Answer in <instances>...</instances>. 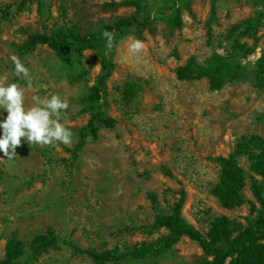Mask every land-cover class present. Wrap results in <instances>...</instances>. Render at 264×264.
<instances>
[{
    "label": "rangeland",
    "instance_id": "obj_1",
    "mask_svg": "<svg viewBox=\"0 0 264 264\" xmlns=\"http://www.w3.org/2000/svg\"><path fill=\"white\" fill-rule=\"evenodd\" d=\"M22 1L0 0V76L25 88L26 108L33 95L67 100L73 143L40 146L21 138L11 161L0 151V259L13 232L29 244L38 235L54 238L28 264H94L72 246L131 250L153 242L167 231L151 223L170 212L182 191V217L202 233L218 216L243 226L257 217L260 205L249 181L234 209L223 208L210 190L219 176L213 157L229 155L245 135L264 141V86L255 82V62L264 54V0H188L180 22L156 7L147 25L126 29L107 81L106 111L115 125L101 127L79 151V132L90 117L81 98L100 70L95 51L70 64L46 45L24 55L17 49L30 34L50 35L63 26L97 31L135 15L131 1L144 6L150 0H32L19 7ZM247 21L249 33L242 25ZM132 38L144 42L141 53L129 51ZM13 55L29 68L31 86L15 74ZM192 61L216 63V90L204 74L178 78L177 69ZM6 116L0 108V120ZM238 162L248 171L245 158ZM206 258L184 236L161 255L107 264H196Z\"/></svg>",
    "mask_w": 264,
    "mask_h": 264
},
{
    "label": "trees",
    "instance_id": "obj_2",
    "mask_svg": "<svg viewBox=\"0 0 264 264\" xmlns=\"http://www.w3.org/2000/svg\"><path fill=\"white\" fill-rule=\"evenodd\" d=\"M23 0L19 7L25 5ZM38 2L40 0H37ZM188 0H150L147 5L141 6L137 1H131L136 8V14L129 18H121L112 24H104L97 31L82 34L76 27H59L50 35L44 33L30 34L18 47L20 55L31 52L38 45H46L59 58L67 60L70 64L80 63L83 52L94 50L99 58L100 70L95 76L94 83L89 92L81 98L90 113L85 127L79 132V139L75 145V151H79L91 140H96L101 127L112 128L115 119L107 114V81L114 68L112 53L115 44L122 38L126 29L142 27L150 22L153 8L162 7L165 11L174 13L176 20L180 22V8ZM246 26L245 32L249 33L251 24L249 21L242 24ZM108 30L113 32V48L109 50L107 40L102 33ZM216 63L206 67L196 61L190 65L177 69L180 80L192 79L199 74L209 78V87L212 90L218 88V79L214 75L220 69L214 68ZM256 85L264 86V54L255 62ZM264 121V113L262 115ZM238 157H243L248 163V171L244 170ZM212 160L219 167L218 181L211 188V194L225 209H234L243 203V190L250 182V189L256 201L259 203L257 217L248 221L246 226L226 216H218L212 221L208 231L202 233L192 224L188 223L181 214L185 199L182 191L179 200L171 208L170 212L158 214L151 223L154 230L165 229L167 234L159 239L142 243L131 250H121L117 247L101 251L81 249L72 246L74 252L85 254L94 264H107L109 262H126L133 259H143L147 254L155 256L169 250L182 237L186 236L199 244L206 259L196 264H264V141L259 135H245L238 139L233 152L227 156H216ZM54 239V238H53ZM48 235H38L29 244L22 241L13 232L6 241L5 255L0 259V264H28L41 253L52 241ZM30 252L26 256V252Z\"/></svg>",
    "mask_w": 264,
    "mask_h": 264
},
{
    "label": "clouds",
    "instance_id": "obj_3",
    "mask_svg": "<svg viewBox=\"0 0 264 264\" xmlns=\"http://www.w3.org/2000/svg\"><path fill=\"white\" fill-rule=\"evenodd\" d=\"M107 40L106 47L113 48L114 33L105 30L102 33ZM128 49L133 54L141 53L144 42L132 38ZM15 74L22 76L29 86L33 80L28 67L24 65L18 56L13 55ZM26 90L18 83H8L7 75L0 76V108L7 112L6 118L0 120V151L7 160H13L16 148L21 145V138H25L29 144L40 146L55 145L57 142L65 146L73 143V133L67 126L65 118L69 104L58 94L40 97L33 95V105L25 107ZM63 120V122H62Z\"/></svg>",
    "mask_w": 264,
    "mask_h": 264
}]
</instances>
